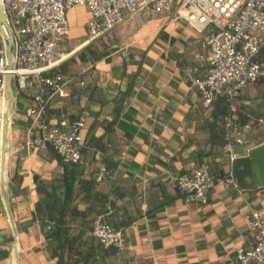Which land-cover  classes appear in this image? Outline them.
<instances>
[{"label":"crops","instance_id":"1","mask_svg":"<svg viewBox=\"0 0 264 264\" xmlns=\"http://www.w3.org/2000/svg\"><path fill=\"white\" fill-rule=\"evenodd\" d=\"M183 1L95 40L87 31L89 11L77 6L69 13L64 56L45 73L69 80V97L52 99L48 123L84 119L81 135L90 147L83 164L73 166L49 147L29 150L25 117L36 91L17 93L8 201L0 184V264H236L238 251L253 244L251 215L264 217V187L230 183L228 104L206 107L190 87L188 74L204 68L198 57L207 50L205 35L177 16ZM257 61L264 66V34ZM238 105L241 126L264 119V78L243 90ZM261 146L264 124L232 150L240 159ZM204 166L214 176L209 202H188L171 176ZM99 216L124 231V251L105 249L91 235Z\"/></svg>","mask_w":264,"mask_h":264},{"label":"built area","instance_id":"2","mask_svg":"<svg viewBox=\"0 0 264 264\" xmlns=\"http://www.w3.org/2000/svg\"><path fill=\"white\" fill-rule=\"evenodd\" d=\"M2 3L15 39L16 91H36L35 104L25 117L30 124L26 128V146L29 150L49 147L63 165H81L83 151L90 147L81 135L85 120L72 123L63 120L55 126L48 123L52 99L69 97V80L62 75H45L64 56L61 46L71 35L69 13L77 6L89 11L87 31L90 40H95L127 20L171 11L173 0H2ZM177 16L205 35L203 47L207 55L198 57L204 68H193L188 81L204 106L209 107L217 100L227 102L229 113L224 131L233 167L238 159L233 144L243 143L245 132L264 124V119H260L241 126L238 105L243 90L264 78V66L257 61L264 34V0H184ZM11 73L6 40L0 31V100L6 101ZM243 103L252 105L250 100ZM105 177L106 169L102 167L98 181ZM228 178L237 187L233 170ZM213 179L207 166L171 176L188 202L201 205L209 202ZM250 230L253 244L238 251L236 264H264V217L260 213L252 212ZM91 235L105 249L124 251L127 247L124 231L107 223L103 216L93 221Z\"/></svg>","mask_w":264,"mask_h":264},{"label":"water","instance_id":"3","mask_svg":"<svg viewBox=\"0 0 264 264\" xmlns=\"http://www.w3.org/2000/svg\"><path fill=\"white\" fill-rule=\"evenodd\" d=\"M6 29V30H5ZM0 31L6 40V52L8 68L12 72L8 79V109L3 123V138L1 149L0 184L6 201L7 186L5 180L7 155L10 148V126L15 113V99L17 91L15 88L16 76L14 72L18 69L15 51V39L8 25L4 12L2 0H0ZM234 175L237 186L242 190H253L264 187V146L253 150L247 158H240L234 164ZM13 220V217L11 216Z\"/></svg>","mask_w":264,"mask_h":264},{"label":"rangeland","instance_id":"4","mask_svg":"<svg viewBox=\"0 0 264 264\" xmlns=\"http://www.w3.org/2000/svg\"><path fill=\"white\" fill-rule=\"evenodd\" d=\"M7 103H8V95H7L6 101L0 100L1 111L4 113V116L7 115ZM0 119H1V114H0ZM1 124L3 125V119H1ZM0 143H1V141H0Z\"/></svg>","mask_w":264,"mask_h":264},{"label":"bare ground","instance_id":"5","mask_svg":"<svg viewBox=\"0 0 264 264\" xmlns=\"http://www.w3.org/2000/svg\"><path fill=\"white\" fill-rule=\"evenodd\" d=\"M7 109H8V103H7ZM6 112V111H5ZM3 119V123H4V120H5V116ZM2 138H3V132H2V136H1V143H0V166H1V149H2Z\"/></svg>","mask_w":264,"mask_h":264}]
</instances>
